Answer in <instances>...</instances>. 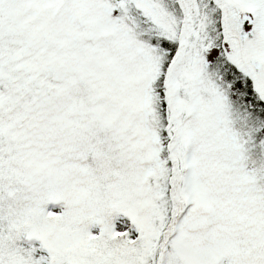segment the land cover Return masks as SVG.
I'll return each instance as SVG.
<instances>
[{
	"label": "snow or ice",
	"instance_id": "6c2138e0",
	"mask_svg": "<svg viewBox=\"0 0 264 264\" xmlns=\"http://www.w3.org/2000/svg\"><path fill=\"white\" fill-rule=\"evenodd\" d=\"M0 264H264V0H0Z\"/></svg>",
	"mask_w": 264,
	"mask_h": 264
}]
</instances>
